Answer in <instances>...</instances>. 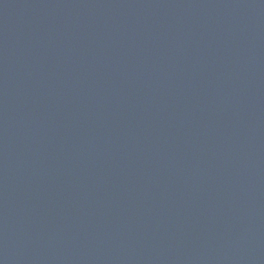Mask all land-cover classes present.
<instances>
[{
	"label": "water",
	"instance_id": "obj_1",
	"mask_svg": "<svg viewBox=\"0 0 264 264\" xmlns=\"http://www.w3.org/2000/svg\"><path fill=\"white\" fill-rule=\"evenodd\" d=\"M0 264H264V0H0Z\"/></svg>",
	"mask_w": 264,
	"mask_h": 264
}]
</instances>
